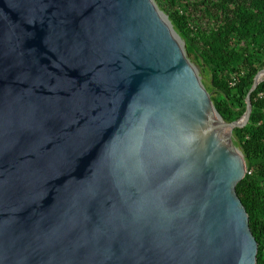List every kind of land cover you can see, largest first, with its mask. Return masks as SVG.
I'll list each match as a JSON object with an SVG mask.
<instances>
[{
  "label": "water",
  "instance_id": "1",
  "mask_svg": "<svg viewBox=\"0 0 264 264\" xmlns=\"http://www.w3.org/2000/svg\"><path fill=\"white\" fill-rule=\"evenodd\" d=\"M154 0H0V264H256L249 161Z\"/></svg>",
  "mask_w": 264,
  "mask_h": 264
},
{
  "label": "trees",
  "instance_id": "2",
  "mask_svg": "<svg viewBox=\"0 0 264 264\" xmlns=\"http://www.w3.org/2000/svg\"><path fill=\"white\" fill-rule=\"evenodd\" d=\"M166 14L187 54L208 75L214 107L230 122L245 112L246 95L264 67V0H154ZM247 124L233 128L249 164L235 191L257 241L256 264H264V79L250 93Z\"/></svg>",
  "mask_w": 264,
  "mask_h": 264
},
{
  "label": "rangeland",
  "instance_id": "3",
  "mask_svg": "<svg viewBox=\"0 0 264 264\" xmlns=\"http://www.w3.org/2000/svg\"><path fill=\"white\" fill-rule=\"evenodd\" d=\"M207 77H208V75L207 74H205ZM261 75L264 77V73H261Z\"/></svg>",
  "mask_w": 264,
  "mask_h": 264
},
{
  "label": "bare ground",
  "instance_id": "4",
  "mask_svg": "<svg viewBox=\"0 0 264 264\" xmlns=\"http://www.w3.org/2000/svg\"><path fill=\"white\" fill-rule=\"evenodd\" d=\"M185 46V45H184ZM263 76L260 74L259 78H262Z\"/></svg>",
  "mask_w": 264,
  "mask_h": 264
}]
</instances>
